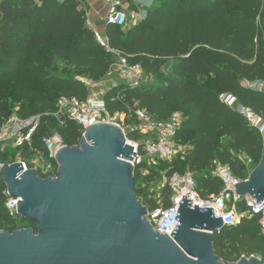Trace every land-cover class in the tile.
Returning a JSON list of instances; mask_svg holds the SVG:
<instances>
[{"label":"trees","instance_id":"16d2710c","mask_svg":"<svg viewBox=\"0 0 264 264\" xmlns=\"http://www.w3.org/2000/svg\"><path fill=\"white\" fill-rule=\"evenodd\" d=\"M85 0H0V127L12 116L26 119L39 115L31 149L45 152L44 139L57 133L67 147L78 146L82 128L67 119L63 127L51 116L61 97L79 102L88 88L74 78L55 75L57 61L91 83L108 78L113 55L97 44L86 27ZM145 16L126 32L104 24L109 48L130 66H140L156 82L132 87L117 84L102 96L105 111L134 118L143 111L156 121L173 113L182 120L176 140L185 149L170 161L154 165L142 159L134 166V192L147 211L167 209L172 191L168 184L157 195L151 184L168 180L174 173L189 174L203 198L216 196L222 188L213 175L225 166L240 180L259 163L262 138L244 117L222 102L231 96L257 115H264V92L251 84L264 82V0H153L142 8ZM139 12L133 3L127 13ZM20 79L24 86L15 99L9 88ZM197 79V81H195ZM19 106L14 114L9 110ZM136 121V120H135ZM126 138L138 141V132ZM0 146V164L13 162ZM144 143L138 155L145 158ZM26 160L27 147L13 150ZM16 153V154H14ZM0 182V231L34 227L17 224L5 208L7 196ZM160 201V203H159ZM242 211V205L237 204ZM213 250L226 263L242 257H258L264 264V236L259 217L243 218L238 225L224 226L213 234Z\"/></svg>","mask_w":264,"mask_h":264},{"label":"water","instance_id":"95a60500","mask_svg":"<svg viewBox=\"0 0 264 264\" xmlns=\"http://www.w3.org/2000/svg\"><path fill=\"white\" fill-rule=\"evenodd\" d=\"M136 155L120 127L99 123L84 130L78 146L55 154L56 177L41 178L18 162L1 166L6 195L19 199L18 217L34 227L0 231V264H263L254 256L222 262L212 244L221 218L185 197L172 239L156 233L134 192ZM234 186L240 198L264 201V148Z\"/></svg>","mask_w":264,"mask_h":264},{"label":"built area","instance_id":"2783aa9c","mask_svg":"<svg viewBox=\"0 0 264 264\" xmlns=\"http://www.w3.org/2000/svg\"><path fill=\"white\" fill-rule=\"evenodd\" d=\"M103 18L100 22L104 24H112L118 27H124L128 24L134 25L139 21L140 15L145 16L144 11L137 12L127 11L123 8L121 0H104ZM134 5L138 3L141 6L148 7L153 0H133ZM86 27L94 32L95 40L98 45L103 47L107 53L118 57V62L112 63L108 73L110 76L113 69L117 70L122 78L132 87H137L147 81L151 76L143 73L140 66H130L127 62L120 58L116 52L109 48L106 37L103 31L96 26L90 19L88 12L85 14ZM86 87H89L91 82H83ZM252 89L264 92V82L251 84ZM222 102L228 107L234 109L241 114L246 122L254 127L262 138V149L264 148V115H257L252 110L242 106L237 100L229 95L222 97ZM118 115V114H117ZM55 118L60 127H63L65 121L70 119L77 123L84 130L91 125L99 123L112 124L110 115L105 111L102 99L87 98L84 102H79L74 97H61L56 103V110L51 114ZM39 115L31 116L26 119L12 115L0 127V146L10 144L15 150L24 147L29 148L30 155L26 160L19 157L18 163L22 165L24 171L35 170L39 177H56L58 164L55 159V154L62 148L66 147L61 137L55 133L50 138L44 139L45 152L31 149L32 137L39 125ZM134 118L138 123V130L149 136V140L144 143V154L148 160L161 159L170 161L171 158L184 151V147L176 140L178 128L180 126L182 116L180 113H173L166 121H156L143 111H135ZM134 151L137 153L136 158L132 162L133 167L141 162L143 157L138 155L139 144L129 142ZM0 164V168H1ZM213 175L216 176L222 185L219 193L209 199L203 198L197 190L196 182L189 174L180 175L174 173L168 180L167 184L172 191L171 205L167 209L158 208L152 212L147 211L146 219L152 229L161 235H166L172 239L171 233L178 221L174 220L179 208L178 204L182 197L188 201H192V207L197 205L198 209H212L215 218H221L223 226L238 225L243 218L259 217V225L264 232V201L257 203V200L250 196L240 198L235 194V186L241 181L235 177L227 167L218 165ZM6 195V191H5ZM7 196V195H6ZM19 199L10 198L7 196L5 208L11 218L17 219L16 203ZM237 204H241L243 210L237 208Z\"/></svg>","mask_w":264,"mask_h":264},{"label":"rangeland","instance_id":"374dc122","mask_svg":"<svg viewBox=\"0 0 264 264\" xmlns=\"http://www.w3.org/2000/svg\"><path fill=\"white\" fill-rule=\"evenodd\" d=\"M126 3H123V8L127 11V9L129 8V4L133 3L134 4V1L133 0H124ZM139 9V12H142L144 10H142V6L141 4H137L136 5ZM129 13V12H128ZM143 18V15L141 14L140 15V19L141 20ZM132 26L131 24H128L127 26H124V27H121L120 30H122L123 32H126L129 27ZM113 63H116L118 62V57L113 55ZM55 75L57 76H62V77H68V78H74L78 81H83V82H86L85 78H82L81 76L77 75L73 68L71 66H68L65 62L63 61H57L56 62V65H55ZM157 79H155V77H151L149 80L147 81H144L142 85H148V84H153L156 82ZM195 81H197V79H195ZM120 83H125V80L122 78V76L119 74V72L115 69L112 70L110 76L105 80V81H102L100 83H91L88 88V98H91V99H101L103 94L108 90L110 89L111 87L117 85V84H120ZM24 86V83L22 80L20 79H15L14 81L11 82L9 88L12 90V94H13V97L16 99L18 97V95L20 94L21 92V89L23 88ZM19 106H14L12 107L10 110H9V113L10 114H14L17 110ZM110 122L114 125H117L118 127H120L123 131V133L126 134L128 132H138V137H139V140L136 141V143L140 144L141 142L142 143H146L148 140H149V136L148 135H144L142 134L138 128V123L135 121V119H131V118H125L123 116H120V115H117V114H113V115H110ZM129 142L131 140L127 139ZM6 149V157H7V160L8 161H11V162H17L18 159H19V154L14 157L13 156V152H18V151H13L15 149H13L11 147L10 144L7 145V147H5ZM16 154V153H14ZM143 159H148V158H143ZM149 161V164L151 165H154L156 164L158 161L157 159H152V160H148ZM246 162V165H247V169L248 170H252L253 169V166L250 164L249 161H245ZM167 183V180L165 178H163L161 181L159 182H155L153 184L150 185L149 187V191H153L155 192L157 195L160 194V191L161 189L166 185ZM160 203V201H159ZM17 221V224H24V220H22L21 218L18 217V219L16 220ZM26 222V221H25ZM262 234L264 236V232L262 231ZM258 258V257H256ZM259 259V258H258Z\"/></svg>","mask_w":264,"mask_h":264},{"label":"crops","instance_id":"0c3cea01","mask_svg":"<svg viewBox=\"0 0 264 264\" xmlns=\"http://www.w3.org/2000/svg\"><path fill=\"white\" fill-rule=\"evenodd\" d=\"M88 4V14L90 19L97 25L100 23V19L103 18V7L105 5L104 0H85ZM122 4L126 3L124 0H121ZM100 31H103V27L99 28Z\"/></svg>","mask_w":264,"mask_h":264}]
</instances>
